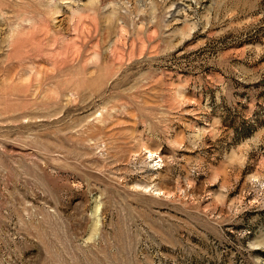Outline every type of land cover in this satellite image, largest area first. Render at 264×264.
<instances>
[{
    "label": "rangeland",
    "instance_id": "1",
    "mask_svg": "<svg viewBox=\"0 0 264 264\" xmlns=\"http://www.w3.org/2000/svg\"><path fill=\"white\" fill-rule=\"evenodd\" d=\"M0 264H264V0H0Z\"/></svg>",
    "mask_w": 264,
    "mask_h": 264
},
{
    "label": "bare ground",
    "instance_id": "2",
    "mask_svg": "<svg viewBox=\"0 0 264 264\" xmlns=\"http://www.w3.org/2000/svg\"><path fill=\"white\" fill-rule=\"evenodd\" d=\"M17 29V28H16ZM15 31V30H14ZM149 152H151V151H149ZM152 153V152H151Z\"/></svg>",
    "mask_w": 264,
    "mask_h": 264
}]
</instances>
